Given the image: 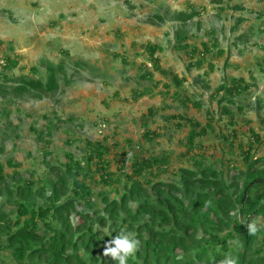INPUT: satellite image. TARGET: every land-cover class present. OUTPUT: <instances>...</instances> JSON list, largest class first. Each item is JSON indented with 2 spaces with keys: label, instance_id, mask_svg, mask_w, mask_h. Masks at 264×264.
<instances>
[{
  "label": "rangeland",
  "instance_id": "obj_1",
  "mask_svg": "<svg viewBox=\"0 0 264 264\" xmlns=\"http://www.w3.org/2000/svg\"><path fill=\"white\" fill-rule=\"evenodd\" d=\"M230 2L242 9L226 8L222 0H0V74L7 75L6 82L32 75L33 68L43 77L45 65L62 59L73 74L70 85L61 81L57 91L40 100L8 94L10 101L5 102L1 97L0 162L5 173L13 172L8 158L18 163L17 171L24 177L57 173L59 169L51 172L48 167L67 161V153L80 159L87 140L110 147L105 158L113 172L121 170L122 151L132 156L167 155L169 171L155 180L175 182L177 175L171 171L191 168L190 155L195 152L205 154L207 164L233 174L234 168L246 166L240 147L248 142L264 167V13L254 12L264 10L259 9L264 0L258 6L256 0ZM193 8L199 15L184 29L192 34L187 42L198 45V54L203 51L201 41L210 48L197 57L203 58L201 65L192 63L197 53L191 57L174 47L179 23L173 12ZM156 45L158 70L150 65L146 48ZM6 60H16L17 65L6 71ZM151 70L152 79L140 78ZM175 76L181 85L174 83ZM238 77L251 84L249 89L236 94L233 103H219L224 90H215ZM144 86L153 88L134 99L132 91ZM225 104L235 116L233 123L222 109ZM176 115L211 124L189 152V125ZM91 168L92 192L110 190L101 184L94 164ZM252 223L264 226L260 217ZM263 238L260 234L259 243ZM231 257L227 253L225 259Z\"/></svg>",
  "mask_w": 264,
  "mask_h": 264
},
{
  "label": "trees",
  "instance_id": "obj_2",
  "mask_svg": "<svg viewBox=\"0 0 264 264\" xmlns=\"http://www.w3.org/2000/svg\"><path fill=\"white\" fill-rule=\"evenodd\" d=\"M195 13L172 15L179 23L174 47L191 57L200 49L197 44H188L192 34L184 26ZM154 19L162 21L160 16ZM200 44L202 53L209 52L206 42ZM146 48L154 69H159V60L153 58L156 46ZM16 65V60H6L3 69ZM59 65H46L45 79L36 76L38 68H33L30 76H14L11 82H6L7 75L1 73L0 99L9 102L8 94L11 98L42 99L56 91L57 74L64 71L63 64ZM152 75L144 71L140 78L152 79ZM174 83H181L177 76ZM250 86L243 77L233 78L228 85L220 84L215 92L224 93L218 102L233 103L235 95ZM152 88L144 86L133 94L141 96ZM241 107L237 104L238 109ZM222 109L233 123L235 116L228 106ZM182 118L189 125L185 140L189 152L195 147V139L206 135L211 124ZM34 131L39 135V130ZM144 136H149V130ZM251 143L240 147L246 166L234 168L233 174L207 164L205 154L195 152L190 155L192 168L171 171L177 175L175 182L154 179L160 172L169 171L167 155L133 154L129 159V154L122 151L125 158L121 170L109 171L105 156L110 147L99 141L87 140L80 159L67 153V161L60 163L62 167H48L51 172H59H42L36 178L22 176L17 171L18 163L8 158L7 166L13 167L11 174L5 173L6 166L0 162V264H116L102 252L104 244L121 231L140 241L128 264H221L227 253L236 264H264V238L259 243L264 226L254 235L244 226L259 217L264 220V167L258 164L261 159L252 155ZM92 164L101 184L110 190L92 192L88 182L93 181ZM234 240L238 244L232 246Z\"/></svg>",
  "mask_w": 264,
  "mask_h": 264
},
{
  "label": "clouds",
  "instance_id": "obj_3",
  "mask_svg": "<svg viewBox=\"0 0 264 264\" xmlns=\"http://www.w3.org/2000/svg\"><path fill=\"white\" fill-rule=\"evenodd\" d=\"M257 2L255 3V5L256 6H258V4H259V0H256ZM238 4H236V3H234V4H232V3H227V4H224V7H226V8H237V9H242L241 7H238L237 6ZM221 7V6H220ZM257 9V8H256ZM259 9H264V7L263 8H259ZM174 12H192V13H194V12H196L195 13V15L191 18V19H189V20H192L195 16H197V15H199V11L197 10V9H195V8H193V9H190L189 11L188 10H185V9H182V10H175ZM173 12V13H174ZM255 12V15H257V12L260 14V13H264V10H257V11H254ZM189 20H187V22L189 21ZM241 19H239V21H240ZM186 25H187V23H186ZM262 27H261V30H260V32H262V30L264 31V22L262 23ZM258 31H259V29H258ZM159 49V46L158 45H156V50H158ZM210 49V48H209ZM210 51V50H209ZM218 51H220V50H218ZM155 53V52H154ZM205 53H208V52H200L199 54L197 53V54H195L196 56H194L195 58H194V60L197 58V57H203L204 56V54ZM153 56H154V54H153ZM193 56V55H192ZM149 57V56H148ZM115 58H120V57H115ZM153 58H155V57H153ZM192 59V63H195V61H197V63H195V64H197V65H201V64H203V58H197L195 61L193 60V58H191ZM121 61V60H120ZM150 61V65L153 67V69H154V65H153V62L151 61V60H149ZM199 62V63H198ZM81 62H77V61H73V64L74 65H77V64H80ZM49 64H52V65H54V66H61V65H59V64H63V66H64V71H62V72H59L58 74H57V78H58V84H59V87H60V83H61V81L63 82V83H65V85L66 86H68V85H70V83H71V77H72V73H69L68 71H67V68H66V65H65V61L62 59V60H60L59 62H57V63H49ZM48 65V64H47ZM160 65V64H159ZM45 67H46V65H45ZM39 69V68H38ZM158 70V69H157ZM151 72H153V70H151ZM40 73V72H39ZM44 73H45V76H43V77H41V75L39 74H37L39 77H41V79H45V77H46V69L44 68ZM153 74V73H152ZM25 76H30V75H25ZM153 76V75H152ZM178 77V76H177ZM179 79V78H178ZM180 80V79H179ZM181 81V80H180ZM181 83H182V81H181ZM181 83H180V85H181ZM59 89V88H58ZM57 89V90H58ZM56 90V91H57ZM53 92H55V91H53ZM52 92V93H53ZM133 92H134V90L132 91V95H133V98L134 99H137L139 96L137 95V96H134V94H133ZM51 94V93H50ZM50 94H48V95H50ZM48 95H45V96H43V97H46V96H48ZM42 97V98H43ZM40 100V99H39ZM176 116H178V117H181V120H184L185 121V119H183L182 118V116H179V115H176ZM172 117V116H171ZM174 118H176L175 116H173ZM172 117V118H173ZM185 118V117H184ZM187 123V122H186ZM201 123V122H200ZM188 124V123H187ZM46 128H47V126H46ZM193 154V153H192ZM195 155V154H194ZM130 157H131V154H129V159H130ZM191 165H192V160H191ZM193 166V165H192ZM192 168V167H191ZM245 227H246V229H247V231H248V233L250 234V235H254L256 232H257V225L255 224V223H248V224H245L244 225ZM139 245H140V241L138 240V239H136L135 237H133V236H131V234L130 233H127V232H124V231H121L120 233H118V234H116L112 239H110V240H108L105 244H104V247H103V252H102V255L104 256V257H107V258H110L111 260H113V261H115L116 262V264H128V259H129V257L130 256H132L136 251H137V249H138V247H139ZM221 264H236V262H235V260L234 259H232V258H226V259H224L223 261H221Z\"/></svg>",
  "mask_w": 264,
  "mask_h": 264
},
{
  "label": "crops",
  "instance_id": "obj_4",
  "mask_svg": "<svg viewBox=\"0 0 264 264\" xmlns=\"http://www.w3.org/2000/svg\"><path fill=\"white\" fill-rule=\"evenodd\" d=\"M218 1H220V0H218ZM222 1L224 2V4L231 3L230 0H222Z\"/></svg>",
  "mask_w": 264,
  "mask_h": 264
}]
</instances>
